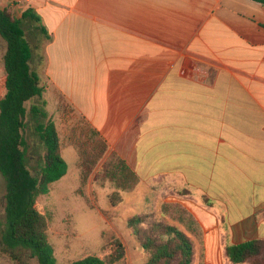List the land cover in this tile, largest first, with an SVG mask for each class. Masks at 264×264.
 Here are the masks:
<instances>
[{
  "label": "crops",
  "instance_id": "crops-1",
  "mask_svg": "<svg viewBox=\"0 0 264 264\" xmlns=\"http://www.w3.org/2000/svg\"><path fill=\"white\" fill-rule=\"evenodd\" d=\"M0 9L41 17L45 94L40 72L138 183L191 191L196 202L182 204L204 233L205 264H232L227 245L264 240L261 3L0 0Z\"/></svg>",
  "mask_w": 264,
  "mask_h": 264
},
{
  "label": "rangeland",
  "instance_id": "rangeland-1",
  "mask_svg": "<svg viewBox=\"0 0 264 264\" xmlns=\"http://www.w3.org/2000/svg\"><path fill=\"white\" fill-rule=\"evenodd\" d=\"M39 26L32 21L24 24L33 49L35 72L37 62H44L46 40ZM6 49L7 44L0 36V96L4 90ZM40 74L49 90L42 99L27 102L26 108L30 111L32 105L45 101L49 117L58 121L62 155L68 164V173L51 185L48 195L38 199V207L48 221V237L58 264H70L91 255L104 258L116 240L124 245L125 256L115 264H147L149 255L128 226L129 218L135 215H147L151 220L164 221L189 231L195 244L194 264H205L204 233L189 212H185L182 201L186 195L164 183L125 185L117 169L115 154L102 147L101 137L93 133L71 105L66 101L58 104L59 98L54 96L45 72ZM27 120L28 166L34 175H38L45 150L35 134V122L30 116ZM191 194V201L196 202ZM5 195L6 183L0 174V264H38L29 254L13 253L4 246Z\"/></svg>",
  "mask_w": 264,
  "mask_h": 264
},
{
  "label": "trees",
  "instance_id": "trees-1",
  "mask_svg": "<svg viewBox=\"0 0 264 264\" xmlns=\"http://www.w3.org/2000/svg\"><path fill=\"white\" fill-rule=\"evenodd\" d=\"M254 1L264 6V0ZM27 21L38 23L47 35L46 26L33 9L27 10L21 18L10 9H0V36L7 44L3 59L4 90L0 96V174L6 183L3 243L6 250L27 253L38 264H58L48 237V221L38 207V199L48 195L51 185L68 173V164L62 155L56 123L49 117L45 101L32 105L30 111L26 108L27 102L42 99L46 91L40 76L32 68L33 49L24 28ZM29 116L35 122V134L45 150L38 175H34L28 166L25 132ZM93 133L98 135L94 130ZM101 142L107 150L105 141ZM116 158L125 185L137 183L138 176L122 159ZM180 192L191 194L189 189ZM204 201L210 202L206 197ZM128 226L149 255L147 264H194L195 244L189 231L164 221L151 220L147 215L129 218ZM111 246V252L104 258L91 255L70 264H115L124 258L125 248L119 240ZM225 256L232 264H264V240L227 245Z\"/></svg>",
  "mask_w": 264,
  "mask_h": 264
}]
</instances>
